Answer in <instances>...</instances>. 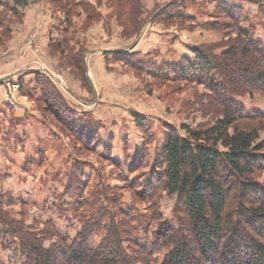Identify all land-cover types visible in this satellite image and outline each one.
Returning a JSON list of instances; mask_svg holds the SVG:
<instances>
[{
    "label": "rangeland",
    "instance_id": "obj_1",
    "mask_svg": "<svg viewBox=\"0 0 264 264\" xmlns=\"http://www.w3.org/2000/svg\"><path fill=\"white\" fill-rule=\"evenodd\" d=\"M219 1L7 0V6H0V208L14 224L49 247L58 240L53 227L71 237L81 229L77 220L60 216V206L98 199L122 222L126 218L118 213L116 198L124 210L149 215L154 202L140 192L161 162L167 136L187 137L188 129L205 130L224 116L226 106L208 83L194 78L206 77L201 68L162 78L138 68L134 60L158 67L197 62L199 50L205 59L223 62L228 77L243 87L235 98L246 110H264V90L242 82L243 70L263 64L244 52L246 40L219 11ZM228 2L242 12V26L256 28V38L264 42V0ZM39 69L50 80V91L37 84V73L29 79L28 71ZM208 78L220 82L215 70ZM234 119L231 132L259 129L257 144L264 155V117ZM261 162L248 178L264 186ZM222 180L234 181L228 172ZM238 185L237 197L243 184ZM251 195L262 196L250 191L244 199L248 206ZM159 196L161 219L179 228L175 208L180 196L164 190ZM0 229H6L1 220ZM139 237L144 244L143 233ZM100 240L95 234L91 245ZM18 241L16 235L4 237L0 264L25 260ZM164 252L156 255L162 258Z\"/></svg>",
    "mask_w": 264,
    "mask_h": 264
},
{
    "label": "trees",
    "instance_id": "obj_2",
    "mask_svg": "<svg viewBox=\"0 0 264 264\" xmlns=\"http://www.w3.org/2000/svg\"><path fill=\"white\" fill-rule=\"evenodd\" d=\"M13 1L15 4H25L27 0ZM228 1H219V11L229 18L239 36L246 40L248 49L244 52L253 54L261 60L260 65L263 64L258 68L250 66L243 70L242 82L247 84L245 86L264 90V42L256 38V28L242 26V12H235L236 7ZM5 5H8L7 0H0V6ZM261 14L264 16V7ZM196 53L199 55L197 62L185 59L186 63H162L161 67L152 61L134 60L138 68L162 78L172 73L184 77L188 75L189 67L195 66V71L201 68L200 72H206V77L196 74L194 78L204 84L207 82L215 99L226 106L224 116L214 126L199 131L188 129L187 137L173 132L167 136L161 162L149 184L140 192L142 197L147 196L154 202L149 215L124 210L121 202L115 198L118 213L126 218L120 222L107 207L98 204V199L91 203L79 200L67 209L60 206L59 212L65 219L77 220L81 224L80 231L71 237L61 234L52 226V233L58 240L46 247L33 233L14 224L0 208V220L6 227L0 229V245L8 234L19 237L20 253L25 258L21 264H264V186L248 178L264 161L261 159H264V155L259 153L263 146L257 144L259 129L230 130L234 116L259 119L264 117V110H246L235 98L240 95V89H244L236 86L233 79L228 77L223 62L213 63L203 54L200 55L199 50ZM211 70L220 75L219 83L215 80L209 82ZM248 74L249 77H245ZM36 75V82L43 91H50L46 88L51 87L50 80L41 72ZM79 128L76 129L81 132L83 129ZM83 134L92 140L91 132ZM249 158L252 163L248 162ZM226 172L234 181L222 180ZM238 178L247 180L243 183ZM238 184L243 186L237 197L235 190L239 188ZM78 188L81 186L78 185ZM162 190L170 195L178 194L181 198L179 208H175L179 228L174 227L171 220L161 219L160 211L156 208ZM250 191L261 194L262 199L258 197V201L257 196L251 195L248 206L244 199ZM89 205L92 206L91 210L87 209ZM106 219L109 223L104 226ZM148 221L158 223L159 227L153 229V224L149 225ZM140 233L145 237L144 244ZM95 234L101 240L94 247L91 240ZM163 249L167 252L159 258L156 254Z\"/></svg>",
    "mask_w": 264,
    "mask_h": 264
},
{
    "label": "crops",
    "instance_id": "obj_3",
    "mask_svg": "<svg viewBox=\"0 0 264 264\" xmlns=\"http://www.w3.org/2000/svg\"><path fill=\"white\" fill-rule=\"evenodd\" d=\"M29 73H27V75L29 76V79H31L32 77H33V75H35V74H33V73H38V72H40V69L39 70H36V72H30V71H28ZM27 75H25V76H27ZM23 77V76H22ZM25 79V78H24ZM27 79V78H26Z\"/></svg>",
    "mask_w": 264,
    "mask_h": 264
}]
</instances>
